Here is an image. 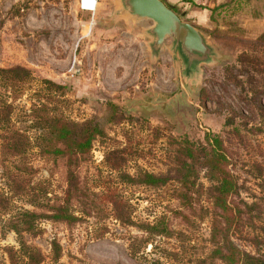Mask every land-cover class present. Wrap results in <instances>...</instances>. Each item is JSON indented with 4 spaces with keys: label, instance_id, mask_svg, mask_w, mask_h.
Wrapping results in <instances>:
<instances>
[{
    "label": "rangeland",
    "instance_id": "1",
    "mask_svg": "<svg viewBox=\"0 0 264 264\" xmlns=\"http://www.w3.org/2000/svg\"><path fill=\"white\" fill-rule=\"evenodd\" d=\"M82 4L83 0H0V67L22 65L37 78L62 86L49 93L39 91L43 86L38 80L15 91L0 83V102L13 105L12 128L30 140L24 155L30 168L20 176L36 189L48 188L49 196L61 194L65 186V167L40 156L35 146L39 130L32 126L30 107L42 97L65 117L91 120L103 129L104 135L93 141L90 160L79 167L81 181L119 186L133 205L135 221H152L167 210L171 216L174 210L185 215L172 219L173 229L182 235L156 238L154 249L146 246L148 260L198 264L197 259L212 248L211 225L219 217L207 193L212 181L196 164L187 183L191 208L180 207L170 194L179 186L180 160L189 162L185 148L201 156L206 138L217 135L237 184L230 197L237 217L230 239L248 252L264 253V98L254 93L256 88L264 90V46L255 43L264 31V0L200 4L197 8L208 14L204 22L173 8L182 20L198 27L217 52L211 64L200 65L190 78L184 77L182 67L175 70L168 51L151 59L147 48L151 38L144 32L150 22L128 24L115 18L113 0H95L92 8ZM240 54L258 59L250 62ZM113 149L122 150L130 173L141 167L167 175L168 181L153 189L116 179L104 165L105 155ZM16 161L10 158L6 164L11 167ZM1 189L6 190L0 163ZM19 207L33 209L24 197H13L12 208ZM39 227L41 233L27 236L30 243L46 255L53 238L62 247L58 261L46 259L42 264H149L128 248L127 235L140 232L111 217L99 222L85 217L71 226L41 220ZM9 246H17L16 235L0 228V264H9Z\"/></svg>",
    "mask_w": 264,
    "mask_h": 264
},
{
    "label": "trees",
    "instance_id": "2",
    "mask_svg": "<svg viewBox=\"0 0 264 264\" xmlns=\"http://www.w3.org/2000/svg\"><path fill=\"white\" fill-rule=\"evenodd\" d=\"M255 43L264 46V31L255 39ZM240 58H248L250 62L256 57L240 54ZM248 61V60H246ZM33 80H38L43 87L39 90L49 93L58 92L62 87L50 79L37 78L28 67L11 65L0 67V83L12 90H21L23 86ZM256 81V78H250ZM21 92V91H20ZM40 92H37L39 94ZM254 93L264 98V90L256 88ZM16 97V96H15ZM37 97H40L37 95ZM32 103L30 117L33 127L38 131L35 146L42 157L60 162L65 167L63 176L65 186L61 194L49 196L48 188L30 185L20 176L23 171L30 168L24 163L25 153L30 146L29 138L19 129L12 128L10 115L13 105L10 102H0V147L2 178L6 190H0V228L2 232L13 231L16 235L17 246L6 248L9 264H42L46 259L58 261L62 255V247L56 238L50 242V254L46 255L40 248L28 241L27 236H36L41 233L39 222L50 220L71 226L86 217H96L97 222L111 217L122 226L134 227L140 234H128L129 251L132 255L141 253L143 259L148 260L145 248L151 244L156 248V238H170L175 234L182 235L181 231L173 228V220L181 214V210H174L175 215L163 211L154 220L135 221L132 217L133 205L116 185H87L81 181L79 167L83 162L90 160V151L93 141L104 135L103 129L91 120L77 122L65 117L55 108H50L47 103L38 98ZM206 147L201 156L194 154L189 146L186 160H180L183 169L177 176L179 186L171 188V197L179 201L180 207L189 209L193 205L188 194L189 186L197 164L206 171V176L212 185L207 189L212 206L219 210V217L213 218L210 232L212 248L197 259L198 264H264V253L258 250L255 253L234 244L230 239V229L236 222L235 207L230 202V197L236 192L237 184L234 175L228 169L229 160L224 152L222 140L217 135L206 138ZM16 158L12 166L6 162ZM22 160V162H21ZM128 159L121 149H113L104 157V165L110 172H114L116 179L123 183L158 189L164 187L169 177L155 175L152 172L138 167L134 173L126 170ZM13 168L14 170H12ZM110 176H108L109 178ZM39 185V184H38ZM13 197H24L27 204L33 209L19 207L12 208ZM104 232L108 228L103 229ZM103 234V233H101ZM166 252L165 249H161ZM149 264H165L160 258H151Z\"/></svg>",
    "mask_w": 264,
    "mask_h": 264
},
{
    "label": "water",
    "instance_id": "3",
    "mask_svg": "<svg viewBox=\"0 0 264 264\" xmlns=\"http://www.w3.org/2000/svg\"><path fill=\"white\" fill-rule=\"evenodd\" d=\"M115 18L128 24L150 22L144 32L150 36L147 48L151 59L168 51L176 71L182 67L185 78L200 71V65L211 64L217 52L206 35L186 22L163 0H113Z\"/></svg>",
    "mask_w": 264,
    "mask_h": 264
},
{
    "label": "crops",
    "instance_id": "4",
    "mask_svg": "<svg viewBox=\"0 0 264 264\" xmlns=\"http://www.w3.org/2000/svg\"><path fill=\"white\" fill-rule=\"evenodd\" d=\"M222 0H166L165 4L169 6L171 9L178 7L181 13L186 15L187 17H197L200 21H203L207 17V11L198 9L197 6L204 4H212L215 2H219ZM193 6V7H192ZM174 10V9H173Z\"/></svg>",
    "mask_w": 264,
    "mask_h": 264
},
{
    "label": "clouds",
    "instance_id": "5",
    "mask_svg": "<svg viewBox=\"0 0 264 264\" xmlns=\"http://www.w3.org/2000/svg\"><path fill=\"white\" fill-rule=\"evenodd\" d=\"M95 5V0H83L82 6L85 8H92Z\"/></svg>",
    "mask_w": 264,
    "mask_h": 264
}]
</instances>
